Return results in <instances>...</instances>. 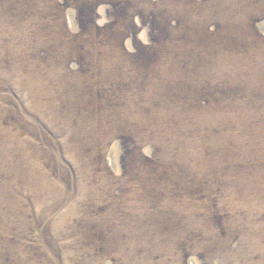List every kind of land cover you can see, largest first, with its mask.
I'll list each match as a JSON object with an SVG mask.
<instances>
[{
  "label": "rangeland",
  "instance_id": "1",
  "mask_svg": "<svg viewBox=\"0 0 264 264\" xmlns=\"http://www.w3.org/2000/svg\"><path fill=\"white\" fill-rule=\"evenodd\" d=\"M0 264H264V0H0Z\"/></svg>",
  "mask_w": 264,
  "mask_h": 264
}]
</instances>
